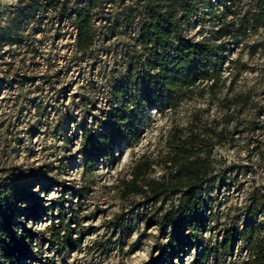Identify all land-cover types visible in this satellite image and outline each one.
Masks as SVG:
<instances>
[{"label":"rangeland","instance_id":"obj_1","mask_svg":"<svg viewBox=\"0 0 264 264\" xmlns=\"http://www.w3.org/2000/svg\"><path fill=\"white\" fill-rule=\"evenodd\" d=\"M18 2L0 0V25ZM138 2L100 0L86 54L75 50L73 30L50 15L25 42L0 49V176L34 171L43 179L34 187L38 215L15 220L17 230L36 236L16 264H143L159 255V264H202L206 246L213 251L203 264H245L243 239L218 250L225 229L256 224L264 238V23L242 21L253 0L214 2L217 9L198 12L184 28L191 38L218 44L225 79L218 95L241 94L237 105L226 108L205 94L182 96L166 111L148 107L136 141L120 140L108 159L84 166L80 126L95 127L106 107L108 81L134 44L132 23L124 26L122 17ZM192 121L207 136L197 148L211 152L205 185L211 219L195 241L172 251L165 247L172 226L161 216L180 193L147 196L123 182L136 160L145 167L136 188L160 179L171 144L188 134Z\"/></svg>","mask_w":264,"mask_h":264},{"label":"trees","instance_id":"obj_2","mask_svg":"<svg viewBox=\"0 0 264 264\" xmlns=\"http://www.w3.org/2000/svg\"><path fill=\"white\" fill-rule=\"evenodd\" d=\"M99 1L19 0L7 10L8 19L0 25V49L25 42L50 15L55 17V23L64 22L73 30L75 50L86 54L95 40L93 9ZM214 2L226 6L233 0H139L137 8L125 13L122 23L132 25L134 44L126 50L122 70L108 81L106 107L96 126H80L86 168L91 170L99 160L108 159L118 141H136L148 107L166 111L174 108L182 96L203 97L205 94L226 108L239 103L241 94L218 95L225 82L221 79L223 56L218 44L184 33V28L198 12L217 9ZM242 21L264 23V0H253ZM1 85L2 79L0 89ZM193 126L192 121L188 134L178 136L175 144H171L172 154L165 162V174L160 179L145 180L141 188H136L145 169L141 161L136 160L129 170V178L123 182L125 187H131L130 192L147 196L180 193L176 205L161 216L165 225L172 226L165 246L172 251L185 241H195L205 228L207 218L211 219L206 214L211 198L205 194L211 172V152L197 148L207 136L195 131ZM42 180L34 171H9L0 176V264H16L21 256L30 252L35 233L25 227L17 230L15 220L38 215L39 197L34 187ZM256 226L246 224L242 231L225 229L218 250L227 251L233 239L239 237L245 241L249 252L245 264H264V238L259 236ZM53 228L54 239L59 240L60 229ZM212 251V246L203 248L199 262L203 264ZM160 259L161 255L143 264H159ZM193 264H198L197 260Z\"/></svg>","mask_w":264,"mask_h":264}]
</instances>
